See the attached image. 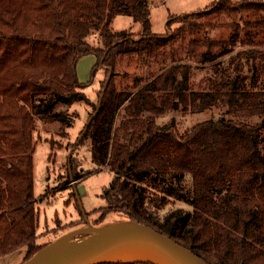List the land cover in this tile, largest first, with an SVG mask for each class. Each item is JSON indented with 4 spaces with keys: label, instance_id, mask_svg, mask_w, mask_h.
I'll return each mask as SVG.
<instances>
[{
    "label": "trees",
    "instance_id": "trees-1",
    "mask_svg": "<svg viewBox=\"0 0 264 264\" xmlns=\"http://www.w3.org/2000/svg\"><path fill=\"white\" fill-rule=\"evenodd\" d=\"M225 5L263 4L224 0L219 7ZM117 14L142 22L143 37L112 30ZM150 15L149 0H0V257L26 247L27 260L47 244L38 242V120L73 127L76 116L59 105L92 104L77 77L79 59L94 54L95 72L113 68L118 55L152 51L161 38L151 30ZM194 16L186 15V24L194 27ZM94 33L97 43L89 40ZM217 65L199 89L192 87L190 66L181 63L135 91L117 90L113 78L104 93L103 87L101 108L84 136L96 168L113 172L102 193L107 204L97 211H123L210 264H264V49H243ZM181 106L198 112L220 106L224 112L184 132L175 119L156 121ZM85 175L73 174L77 180ZM171 199L191 209L161 216Z\"/></svg>",
    "mask_w": 264,
    "mask_h": 264
},
{
    "label": "rangeland",
    "instance_id": "rangeland-1",
    "mask_svg": "<svg viewBox=\"0 0 264 264\" xmlns=\"http://www.w3.org/2000/svg\"><path fill=\"white\" fill-rule=\"evenodd\" d=\"M223 1L149 0L151 30L161 38L152 51L118 55L113 68L99 67L95 72L93 68L97 59L94 54L79 59L76 65L77 77L87 84L83 90L92 104L84 101L70 105L61 104L59 109H66L76 116L74 126L64 128L58 121L38 120L33 133L40 244H48L65 232L85 225L82 208L95 225L129 219L123 211H97L107 204L102 193L110 184L113 172L107 166L98 169L92 163L89 139L83 137L71 157L72 174L85 172V177L72 183L68 165L69 152L95 111L101 90L108 79H114L119 91H135L164 69L181 63L190 66L192 87L199 89L202 78L216 69L217 64L222 66L243 49H264V0H230L233 4L242 1L262 2L263 5L255 9L227 5L219 7ZM192 13L195 16L190 21L193 20L194 27L186 24L184 20L186 15ZM110 26L114 31L130 29L134 39L143 37L142 22L135 21L131 15H115ZM89 40L97 43L98 34H92ZM208 58H212V61H207ZM223 112L224 108L220 106L200 112L193 111L190 106H181L158 116L156 121L165 124L175 119L177 129L184 132L199 121L219 118ZM258 119L253 118L250 121L256 122ZM73 184L84 186L80 200ZM179 207L191 209L184 201L171 199L160 215ZM27 255V248L23 247L0 257V264H21Z\"/></svg>",
    "mask_w": 264,
    "mask_h": 264
},
{
    "label": "water",
    "instance_id": "water-1",
    "mask_svg": "<svg viewBox=\"0 0 264 264\" xmlns=\"http://www.w3.org/2000/svg\"><path fill=\"white\" fill-rule=\"evenodd\" d=\"M109 81L108 79L103 93ZM102 99L103 95L99 98L97 109L89 117L69 152L68 165L72 183L77 179L71 172V157L100 110ZM73 187L80 200L84 186L73 184ZM82 212L85 225L60 235L21 264H37V262L41 264H100L135 261L154 264H210L191 248L149 224L129 218L95 225L84 208ZM78 235H84L83 240L77 242L68 240Z\"/></svg>",
    "mask_w": 264,
    "mask_h": 264
},
{
    "label": "bare ground",
    "instance_id": "bare-ground-1",
    "mask_svg": "<svg viewBox=\"0 0 264 264\" xmlns=\"http://www.w3.org/2000/svg\"><path fill=\"white\" fill-rule=\"evenodd\" d=\"M85 235V234H84ZM84 235H78V236H76L75 238H70V239H68L69 241H74V242H77V241H80V240H83V238H84ZM59 257V255L58 256H56L55 258L57 259ZM55 259V260H56ZM37 264H41L40 262H37Z\"/></svg>",
    "mask_w": 264,
    "mask_h": 264
},
{
    "label": "crops",
    "instance_id": "crops-1",
    "mask_svg": "<svg viewBox=\"0 0 264 264\" xmlns=\"http://www.w3.org/2000/svg\"><path fill=\"white\" fill-rule=\"evenodd\" d=\"M96 57V56H95ZM96 59H97V57H96Z\"/></svg>",
    "mask_w": 264,
    "mask_h": 264
}]
</instances>
